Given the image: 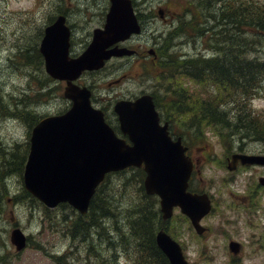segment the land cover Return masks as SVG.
<instances>
[{"label": "rangeland", "instance_id": "1", "mask_svg": "<svg viewBox=\"0 0 264 264\" xmlns=\"http://www.w3.org/2000/svg\"><path fill=\"white\" fill-rule=\"evenodd\" d=\"M187 1L190 0H149L152 5L158 4L167 8V19L162 21L154 17L144 25L141 34L131 37L122 44L146 53L148 46H155V37L160 42V39L174 27V24L181 25L185 20L181 17V11L182 5L185 6ZM107 5L108 0H0V84L3 91L7 93L6 97H9L4 99L9 102L12 109L30 111H24L23 116L26 119L16 116L0 117V164L4 161H11L10 166L17 165L15 162L22 153L31 123L29 117L35 114L42 116L48 113H58L68 107V102L61 95L63 83L47 82L37 70V65L33 64L35 61L27 67L21 61L23 54L14 52L21 50L34 59V48L39 40L37 36L40 27L42 29L51 16L63 11L72 26L71 54H79L90 41L93 28L102 26ZM140 9L142 10V7ZM147 10L149 7H146ZM202 23L217 26L209 17L204 20L202 17ZM231 26L228 23V27ZM191 34L193 33L174 36L168 49L170 51L175 49L184 56L198 54L208 56L215 48L222 44L226 45L225 42L235 37L233 35L228 38L230 34H219L217 30H207L195 37ZM205 35L212 37L210 41L212 50L208 48V37ZM240 38L243 40L246 37L240 34ZM243 44H247L248 53L254 52L258 55V59H264L263 45L253 42L256 44V47H253L248 40L241 41V46ZM238 49V52L243 54L241 47L238 46ZM143 58L144 56L139 54L134 58H113L101 70L84 72L80 82L91 84L90 88L94 94L93 103L106 106L110 114L114 98H130L143 91L151 92L161 88L156 79L138 75L141 70L140 61ZM116 76H120L121 80L113 83L110 79ZM204 76L207 77V75ZM36 79L43 80L41 90L48 91L47 95L34 96L39 89ZM108 81L113 84L108 86ZM48 84L50 88H47ZM157 84L159 86L156 88ZM165 86L166 83L163 80L162 87ZM160 94L165 93L160 90ZM31 97L33 99L28 100ZM163 98H159L158 95V101ZM252 106L264 115V82L260 95L253 98ZM234 108L228 107L230 110ZM184 123L188 124V120ZM188 128L186 126L183 130V126L180 128L177 123L175 125V130L182 129L186 133L185 140L191 141L193 135ZM193 142L189 144L190 153L197 159L205 158L206 150L210 153L215 152L214 161H204L200 164V171L193 179L196 186H202L203 190L213 195L214 208L211 214L202 220L203 224H208L210 227L205 239L201 240L205 247L203 252L206 253L209 250L207 259L203 257L200 244L192 238V231L188 224L185 222L182 227L179 217L170 221L171 228L178 233L177 238L184 244L189 262L191 264L227 263L228 255L225 246L228 239L234 238L243 243L242 262L237 260L234 264H264V248L260 245L261 242L264 243V186L257 182L258 177L264 175V167L257 165L239 167L237 172L231 174L226 172L225 161L223 163L221 161L230 148H232L231 153L233 150L239 151V148L242 152L259 153L262 150V143L252 140L240 141L238 136L233 135L227 138L228 144L223 146L210 130ZM132 173L133 171H124L110 175L106 189L110 190L111 198L109 199L113 201L110 211L112 217L110 219L100 218L102 222L100 226L90 227L89 225L86 241L73 240L70 235L66 236L63 232L73 216L71 211L61 213L59 207L47 218L43 208L36 203H31L28 199L15 201L12 196L21 192L22 182L17 171L8 173V198L3 205L0 204V255L4 256L0 264H99L100 252L107 259L111 250H106L108 239L101 233V228L103 227L110 234L111 239L119 244V233L128 236L124 216L138 210L139 204L148 202L142 196V189L139 187L141 178L139 179L136 173ZM224 178L230 179L228 183L223 181ZM242 198L246 204H240ZM0 199L2 200L1 194ZM8 201L11 202L8 204ZM226 217L228 220L225 219ZM114 221L117 222L116 226ZM12 222H17V226L31 237L28 246L18 253L9 240ZM111 230H118V232L112 236L114 231ZM212 232H217V234L213 235ZM36 242L41 244L43 249H37ZM132 245H129L130 248ZM120 247L119 245L118 248ZM53 254H61L62 257L53 259L51 256ZM120 264H126L125 257L120 260Z\"/></svg>", "mask_w": 264, "mask_h": 264}, {"label": "water", "instance_id": "2", "mask_svg": "<svg viewBox=\"0 0 264 264\" xmlns=\"http://www.w3.org/2000/svg\"><path fill=\"white\" fill-rule=\"evenodd\" d=\"M110 2L104 26L94 29L91 42L76 58L68 56L70 30L64 16L45 27L40 51L46 70L55 78L68 79L64 93L73 103L64 114L48 116L33 128L24 186L48 206L68 202L84 213L106 172L144 165L145 189L160 196L163 218L179 205L201 232L199 220L210 209V199L206 193L187 191L193 163L185 154L181 137L172 139L167 123H159L152 95L145 93L115 103L122 130L132 141L130 145L105 123L103 112L91 106L90 90L71 82L84 69H98L112 55L133 52L114 45L140 32L131 0ZM238 159L264 164V155L233 154L229 167H234ZM25 240L19 228L12 230L11 241L17 249L25 245ZM156 241L172 264H187L179 244L163 230L157 232Z\"/></svg>", "mask_w": 264, "mask_h": 264}, {"label": "trees", "instance_id": "3", "mask_svg": "<svg viewBox=\"0 0 264 264\" xmlns=\"http://www.w3.org/2000/svg\"><path fill=\"white\" fill-rule=\"evenodd\" d=\"M181 17L185 19L181 25L167 31L156 47L159 56L158 76L156 78L158 81L165 80V90H172L166 95L171 99L169 104L173 106V109L166 110V112L174 114L179 119L183 129H186L187 124L184 121L188 120L190 125L188 129L193 128L202 136L210 130L213 134L224 139L230 135H238L240 138H264V118L250 105V100L263 87L264 59H258L257 54L248 57L247 44L241 46V41L246 42L247 40L251 44L253 42L264 43V0H192V3L187 1L185 9L181 12ZM202 17L203 20L206 17L211 18L213 24L215 23L217 26L203 24ZM228 23L232 25L230 28ZM207 30H217L219 34L224 35L230 34L229 37L227 36L228 38L233 35L235 37L225 42L226 45L222 44L215 48L208 56H183V53L175 49L173 51L168 49L173 37L178 33L179 35H187L192 32L191 35L195 37ZM240 34L245 36L247 40L246 38L242 40ZM238 46L241 47L243 54L238 52ZM194 58L195 60H193ZM200 58L202 59L200 60ZM31 60L35 62L33 63L27 58L25 62L33 63L38 68L40 62L36 58ZM208 64L211 75L205 77V66ZM201 88L202 91H200ZM214 100L218 101L214 103ZM8 104L9 102L4 101L0 95V115L17 113L20 117L26 118L23 116L25 114L23 110H14ZM228 107H235L236 109L230 110ZM19 160L20 157L15 162L16 166H10L12 165L11 161H4L0 164L1 205L6 202L9 194L7 188L8 173L17 171L22 176V161ZM107 181L105 180L97 188L85 215L78 214L68 208L66 204L60 205L59 211L61 213L73 212L72 223L69 225L70 229L76 231L80 219L90 222L88 224L89 229L97 225L100 226L102 223L100 218L110 219L112 217L110 211L113 201L109 199L111 193L110 190L106 189ZM139 187L142 189L141 184ZM142 196L148 202L139 204L138 210L124 216L126 218L125 226L129 228L128 237L126 238L124 233H119L118 245L123 247L126 252L131 250L130 264H170L155 242L156 231L160 225L164 224L161 221L158 199L154 195L150 196L144 193ZM12 197L15 201L28 199L31 203H36L43 208L47 218L55 211L42 206L24 188H21V192ZM116 223L114 221L115 226ZM78 232L81 233V231ZM101 233L108 239L107 241L113 240L103 227ZM81 237L86 238V235ZM130 244H133L131 248ZM101 260H103L102 257ZM102 264H108V261L104 258Z\"/></svg>", "mask_w": 264, "mask_h": 264}, {"label": "bare ground", "instance_id": "4", "mask_svg": "<svg viewBox=\"0 0 264 264\" xmlns=\"http://www.w3.org/2000/svg\"><path fill=\"white\" fill-rule=\"evenodd\" d=\"M143 10V9H142ZM205 36H207V35H205ZM208 37V43H209V45H208V48L210 49V50H212L213 48H211L210 46V41H211V38L212 37H209V36H207ZM176 58V57H175ZM173 60H175V59H173ZM172 60V61H173ZM177 60V59H176ZM180 60V59H179ZM221 60V59H220ZM175 62V61H174ZM183 62V61H182ZM177 63L179 64V62L177 61ZM171 64V63H170ZM173 64V63H172ZM176 64V63H175ZM177 65V64H176ZM178 66V65H177ZM192 66V65H191ZM187 67V66H186ZM191 68V67H190ZM246 70H247V68H246ZM238 71V70H237ZM184 72V71H183ZM204 75H211L210 74V69H209V64L207 65V66H205V74ZM213 82V81H212ZM215 83V82H214ZM221 92V91H220ZM214 97V96H213ZM217 97V96H216ZM219 98V97H218ZM221 98V97H220ZM214 99V98H213ZM213 101V100H212ZM218 101V100H217ZM217 101H215L214 100V103L215 102H217ZM209 112V111H208ZM214 117V116H213ZM217 119V118H216ZM215 121V120H214ZM219 122V121H218ZM221 123V122H220ZM248 134V133H247ZM245 135V134H244ZM249 135V134H248ZM252 135H253V133H252ZM250 136H251V134H250ZM88 224H90V222H88V221H86V220H83V219H80L79 221H78V223H77V227H76V231L74 230V233H75V235H77V236H82V235H87V234H89V230H88ZM78 231H81V233H79ZM95 231H98V230H95ZM117 232V231H116ZM116 232H114V234L112 235V236H115V233ZM127 236V235H126ZM114 241V240H113ZM114 243H116V241H114ZM99 256L100 257H102L103 259L106 257L105 255H103L101 252L99 253Z\"/></svg>", "mask_w": 264, "mask_h": 264}, {"label": "flooded vegetation", "instance_id": "5", "mask_svg": "<svg viewBox=\"0 0 264 264\" xmlns=\"http://www.w3.org/2000/svg\"><path fill=\"white\" fill-rule=\"evenodd\" d=\"M143 56V55H142ZM169 127H170V125H169ZM231 260H233V259H231Z\"/></svg>", "mask_w": 264, "mask_h": 264}]
</instances>
